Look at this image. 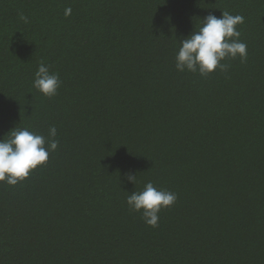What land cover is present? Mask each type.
I'll return each mask as SVG.
<instances>
[{"label":"trees","instance_id":"trees-1","mask_svg":"<svg viewBox=\"0 0 264 264\" xmlns=\"http://www.w3.org/2000/svg\"><path fill=\"white\" fill-rule=\"evenodd\" d=\"M224 11L247 60L178 72ZM51 126L48 161L0 182V264H264V0H0V138ZM149 181L177 194L155 228L126 202Z\"/></svg>","mask_w":264,"mask_h":264},{"label":"clouds","instance_id":"clouds-1","mask_svg":"<svg viewBox=\"0 0 264 264\" xmlns=\"http://www.w3.org/2000/svg\"><path fill=\"white\" fill-rule=\"evenodd\" d=\"M71 14V8L65 9V15ZM20 19L27 23L28 18L22 13ZM244 17L232 15L226 11L221 17L209 14L202 19L201 25L180 40L175 55V68L178 72L199 73L207 76L215 69L224 71L229 65L222 63L226 59L240 58L247 60V45L240 40L238 24ZM58 73L51 72L50 66L40 62L34 73L32 86L47 97L57 94L61 86ZM57 129L51 126L45 137L27 127H14L7 137L0 138V182L16 185L26 179L37 166L45 164L51 152L59 146L56 139ZM126 181L137 182L136 174L125 173ZM177 194L165 189H158L149 181L140 191H133L126 197L130 210L141 213L145 224L155 228L158 226L159 212L172 206Z\"/></svg>","mask_w":264,"mask_h":264}]
</instances>
